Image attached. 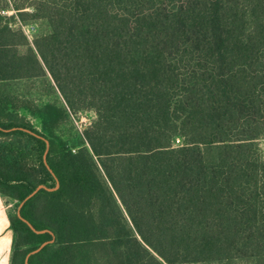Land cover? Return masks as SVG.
Wrapping results in <instances>:
<instances>
[{
    "label": "trees",
    "instance_id": "1",
    "mask_svg": "<svg viewBox=\"0 0 264 264\" xmlns=\"http://www.w3.org/2000/svg\"><path fill=\"white\" fill-rule=\"evenodd\" d=\"M12 8L51 30L32 44ZM48 74L64 105L13 89ZM84 109L74 150L57 130ZM26 129L60 180L22 207L56 235L29 264H264V0H0V192L18 203L56 186ZM10 220L25 264L52 233Z\"/></svg>",
    "mask_w": 264,
    "mask_h": 264
},
{
    "label": "rangeland",
    "instance_id": "2",
    "mask_svg": "<svg viewBox=\"0 0 264 264\" xmlns=\"http://www.w3.org/2000/svg\"><path fill=\"white\" fill-rule=\"evenodd\" d=\"M10 1L11 3H20L22 0ZM23 11L32 12L34 8L29 5L24 8ZM6 14L15 16V18L11 20L12 26L22 29L27 34L32 44L37 35L47 33L51 30L47 18L39 17L35 19L31 15L25 14L24 19L22 16L18 15L17 10L14 8L7 10ZM26 48V46L22 47L23 50H26ZM13 89L18 94L25 96L26 99L35 100L39 107L43 106L44 103L48 101H56L61 105L65 104L62 94L49 74L45 77L14 81ZM20 112L26 115L39 130L44 131L42 117L38 113H33L27 108H21ZM96 117L97 113L93 109L71 112L68 120L57 130V134L61 139L67 142L70 147L77 148V145L83 138V132L93 123ZM182 141V137L178 136L175 138L176 144ZM258 143L264 153V136L258 140ZM2 204L7 208L11 216L17 213L19 205L17 201L9 197H3Z\"/></svg>",
    "mask_w": 264,
    "mask_h": 264
},
{
    "label": "crops",
    "instance_id": "3",
    "mask_svg": "<svg viewBox=\"0 0 264 264\" xmlns=\"http://www.w3.org/2000/svg\"><path fill=\"white\" fill-rule=\"evenodd\" d=\"M3 197L8 196L0 192V264H11L16 232L11 226V215L2 204Z\"/></svg>",
    "mask_w": 264,
    "mask_h": 264
},
{
    "label": "water",
    "instance_id": "4",
    "mask_svg": "<svg viewBox=\"0 0 264 264\" xmlns=\"http://www.w3.org/2000/svg\"><path fill=\"white\" fill-rule=\"evenodd\" d=\"M17 127H14L12 129H15ZM4 130H11V129H4ZM27 131H30L31 133H34L42 138H44L47 142V149L44 153V161H45V164L46 166L49 168V170L53 173V175L55 176L56 178V186L55 187H49L47 186L46 184H39L31 193H29L18 205V208H17V215L18 217H20L22 220H24L35 232L37 233H43V232H46V231H49L52 233V238L49 239V240H45L43 241L40 245H38L37 247H35L34 249H32L31 251H29L25 257V264H29V257L34 254V253H37L38 251H40L45 245L49 244V243H52L55 241L56 239V235L55 233L50 230V229H38L37 227L34 226V224L29 220L27 219L26 217H24L22 215V207L23 205L26 203V201L31 198L32 196H34L41 188H46V189H49V190H52V189H56L57 187H59L60 185V180L58 179V177L56 176V174L53 172L49 162H48V159H47V155H48V151H49V146H50V142L48 140V138L40 135V134H37L36 132L32 131V130H29V129H26Z\"/></svg>",
    "mask_w": 264,
    "mask_h": 264
},
{
    "label": "built area",
    "instance_id": "5",
    "mask_svg": "<svg viewBox=\"0 0 264 264\" xmlns=\"http://www.w3.org/2000/svg\"><path fill=\"white\" fill-rule=\"evenodd\" d=\"M89 122H91V121H89ZM74 150H75V148H74Z\"/></svg>",
    "mask_w": 264,
    "mask_h": 264
}]
</instances>
